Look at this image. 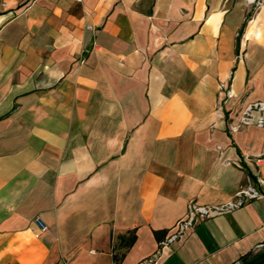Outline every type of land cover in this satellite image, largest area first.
I'll use <instances>...</instances> for the list:
<instances>
[{
    "label": "crops",
    "instance_id": "crops-1",
    "mask_svg": "<svg viewBox=\"0 0 264 264\" xmlns=\"http://www.w3.org/2000/svg\"><path fill=\"white\" fill-rule=\"evenodd\" d=\"M263 99L264 0H0V264H238L264 194L165 240L264 178Z\"/></svg>",
    "mask_w": 264,
    "mask_h": 264
},
{
    "label": "built area",
    "instance_id": "built-area-1",
    "mask_svg": "<svg viewBox=\"0 0 264 264\" xmlns=\"http://www.w3.org/2000/svg\"><path fill=\"white\" fill-rule=\"evenodd\" d=\"M248 1L250 3H254L256 6L263 4V0H248ZM221 88L226 90L227 85L225 83H221ZM227 94L228 96L231 95V91L229 89H227ZM254 110H258L260 112L264 111V99L249 104L246 107L243 117L241 119V124L249 125L253 122ZM257 124L259 126H264L263 116H260L257 119ZM239 126L240 125L232 126V129L237 130ZM257 160L258 162L263 161L264 156L258 157ZM263 194H264V178L258 177L256 182L250 180L246 185L242 186L240 190L236 193L235 197L226 203L219 205H199L195 202H191L184 216L177 222L173 231L165 240V243H169L179 239L180 237H182V235L185 233L187 229L194 227L198 223L213 216L214 214L239 208L243 206L247 201L258 198Z\"/></svg>",
    "mask_w": 264,
    "mask_h": 264
},
{
    "label": "trees",
    "instance_id": "trees-1",
    "mask_svg": "<svg viewBox=\"0 0 264 264\" xmlns=\"http://www.w3.org/2000/svg\"><path fill=\"white\" fill-rule=\"evenodd\" d=\"M157 238L161 239V234L165 237L167 231H156ZM136 231L130 230L127 233L119 234L117 236V241L113 245L112 259L115 263L120 262V260L126 255L129 248L134 244L136 240ZM243 264H264V247L258 251L253 252Z\"/></svg>",
    "mask_w": 264,
    "mask_h": 264
},
{
    "label": "water",
    "instance_id": "water-1",
    "mask_svg": "<svg viewBox=\"0 0 264 264\" xmlns=\"http://www.w3.org/2000/svg\"><path fill=\"white\" fill-rule=\"evenodd\" d=\"M264 247V245H261L260 248ZM254 252V249L249 251L242 259L239 260L238 264H243L245 260Z\"/></svg>",
    "mask_w": 264,
    "mask_h": 264
}]
</instances>
